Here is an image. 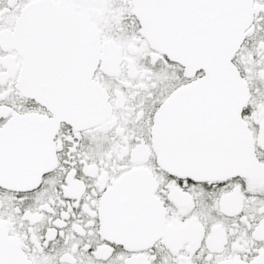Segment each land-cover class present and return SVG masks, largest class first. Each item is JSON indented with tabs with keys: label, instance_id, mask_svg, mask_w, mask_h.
<instances>
[{
	"label": "snow or ice",
	"instance_id": "1",
	"mask_svg": "<svg viewBox=\"0 0 264 264\" xmlns=\"http://www.w3.org/2000/svg\"><path fill=\"white\" fill-rule=\"evenodd\" d=\"M0 264H264V0H0Z\"/></svg>",
	"mask_w": 264,
	"mask_h": 264
}]
</instances>
